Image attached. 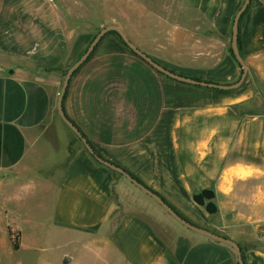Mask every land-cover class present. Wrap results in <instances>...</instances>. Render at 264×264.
Segmentation results:
<instances>
[{
	"label": "crops",
	"instance_id": "crops-1",
	"mask_svg": "<svg viewBox=\"0 0 264 264\" xmlns=\"http://www.w3.org/2000/svg\"><path fill=\"white\" fill-rule=\"evenodd\" d=\"M244 2L107 0L101 7L167 68L233 84L243 68L232 28ZM65 7L0 0L2 258L35 250L30 230L44 224L68 246L59 264H240L231 243L177 220L99 161L63 120L65 72L94 36L78 26L85 18L77 5ZM239 46L250 72L224 90L170 77L109 32L72 76L63 104L100 156L187 221L235 240L246 264H264V0H251L241 17ZM241 160L260 172L221 192V172ZM204 189L215 193L214 214L194 199Z\"/></svg>",
	"mask_w": 264,
	"mask_h": 264
},
{
	"label": "water",
	"instance_id": "water-1",
	"mask_svg": "<svg viewBox=\"0 0 264 264\" xmlns=\"http://www.w3.org/2000/svg\"><path fill=\"white\" fill-rule=\"evenodd\" d=\"M251 3V0H245L243 6L240 8V10L238 11V13L235 16L234 19V23H233V28H232V49L233 52L236 56V58L238 59V61L240 62V64L243 67V72L242 75L240 77V79L233 83V84H220V83H215V82H211V81H206V80H201L198 78H193V77H189V76H185L182 74H179L169 68H167L166 66H164L163 64H161L160 62H158L157 60H155L150 54H148L147 52H145L143 49H141L135 42H133L131 40V38L127 35V33L125 32V30L119 26L118 24H108L106 26H104L95 36L94 38L91 40L89 46L87 47V49L85 50V52L81 55V57L76 60V62L67 70L66 75H65V80H64V84L61 90V95L59 97L58 100V110L59 113L61 115V117L63 118V120L74 130V132L79 136V138L84 142L85 146L89 149V151L102 163L106 164L107 166L113 168L114 170L124 174L125 176H127L131 181H133L136 185H138L140 188H142L145 192L149 193L150 195H152L154 198H156L177 220H179L180 222H182L183 224H185L186 226L195 229L197 231H200L202 233H205L207 235H210L214 238L223 240V241H227L229 243H231L238 254V259H239V263L240 264H246L244 257H243V253H242V248L241 246L233 239L226 237V236H222L219 235L217 233L208 231L206 229L200 228L194 224H192L191 222L187 221L184 217H182L172 206H170L159 194H157L156 192H154L153 190H151L150 188H148L147 186H145L143 183H141L139 180H137L133 175H131L129 172H127L124 168L118 166L117 164L106 160L105 158H103L102 156H100L95 149L93 148V146L91 145V143L88 141V139L84 136V134L81 132L80 128L73 122V120H71L69 118V116L66 114L65 109H64V97L67 93L71 78L73 76V74L76 72V70L91 56L92 52L95 50L96 46L98 45V43L102 40V38L109 32L112 30L117 31L120 36L122 37V39L124 40V42L138 55H140L143 59H145L147 62H149L153 67H155L157 70L169 75L172 78H175L177 80L180 81H184V82H189L192 84H197V85H202V86H207V87H212V88H218V89H234V88H238L239 86H241L243 84V82L245 81V79L247 78L249 72H250V66L249 64L244 60L242 54H241V50H240V46H239V24H240V19L243 16L244 12L247 10L249 4Z\"/></svg>",
	"mask_w": 264,
	"mask_h": 264
},
{
	"label": "rangeland",
	"instance_id": "rangeland-1",
	"mask_svg": "<svg viewBox=\"0 0 264 264\" xmlns=\"http://www.w3.org/2000/svg\"><path fill=\"white\" fill-rule=\"evenodd\" d=\"M59 4L63 9H65L66 5L73 4L77 5V10L75 12L76 16L80 18V16L85 19L79 20L78 26L80 29H88V31L93 32L94 36L106 25L110 24L107 15L104 14L103 11V3L107 0H50ZM110 1V0H109ZM125 2V0H122ZM102 6V7H101ZM128 9V8H127ZM126 17L123 19L125 20ZM115 32V30L110 31ZM92 37V39L94 38ZM91 39V40H92ZM33 235H30L32 239L36 241L32 245L33 249H21L17 251L13 257L10 258H2L3 255L0 251V264H7L12 262L11 264H16L18 261L25 260V264L34 263L33 260L29 261V255H34L35 264H47L49 257H51V262L59 264L61 262V257L63 255V250H66L68 247L67 244L63 242L61 238H54L51 235V229L48 226L42 224L40 227H36V229L30 230ZM29 232V230H28ZM1 250V248H0ZM81 255H85L83 252H78ZM85 261L87 258L83 256ZM2 259H5L4 261ZM24 262V261H23Z\"/></svg>",
	"mask_w": 264,
	"mask_h": 264
},
{
	"label": "clouds",
	"instance_id": "clouds-1",
	"mask_svg": "<svg viewBox=\"0 0 264 264\" xmlns=\"http://www.w3.org/2000/svg\"><path fill=\"white\" fill-rule=\"evenodd\" d=\"M259 173L260 170L246 161H237L236 163L226 167L220 174L218 188L221 192L231 191L233 181L237 178L243 179L253 175V173Z\"/></svg>",
	"mask_w": 264,
	"mask_h": 264
},
{
	"label": "trees",
	"instance_id": "trees-1",
	"mask_svg": "<svg viewBox=\"0 0 264 264\" xmlns=\"http://www.w3.org/2000/svg\"><path fill=\"white\" fill-rule=\"evenodd\" d=\"M110 32V31H109ZM108 32V33H109ZM111 33H115V32H111ZM116 34L122 39V37L120 36V34L116 31ZM122 41L124 42V40L122 39ZM125 43V42H124ZM126 44V43H125ZM127 45V44H126ZM128 46V45H127ZM131 49V48H130ZM132 50V49H131ZM133 51V50H132ZM233 51V49H232ZM134 52V51H133ZM243 68V67H242ZM78 70V69H77ZM76 70V71H77ZM67 72V70H66ZM65 72V73H66ZM75 74V73H74ZM73 74V75H74ZM71 82V81H70ZM68 91V90H67ZM67 94V93H66ZM194 199L197 203L204 205L206 207V209L209 211V213L214 214L217 211V205L214 201L215 199V193L213 190L210 189H204L201 192H197L194 194ZM18 244V243H17Z\"/></svg>",
	"mask_w": 264,
	"mask_h": 264
}]
</instances>
